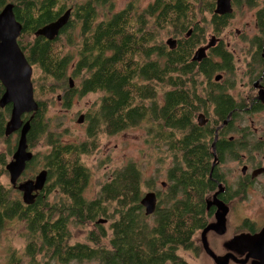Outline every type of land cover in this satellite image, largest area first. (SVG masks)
<instances>
[{
    "label": "trees",
    "instance_id": "trees-1",
    "mask_svg": "<svg viewBox=\"0 0 264 264\" xmlns=\"http://www.w3.org/2000/svg\"><path fill=\"white\" fill-rule=\"evenodd\" d=\"M64 1L10 0L22 25L18 45L28 63L41 71L32 82L38 111L30 121L27 145L33 148L45 138L49 151L42 160L50 183L46 182L31 205H25L11 186L0 183V232L18 220L26 238L23 256L12 255L6 264H22L23 257L27 264H189L178 252L196 249L194 237L204 225L203 197L211 185L215 131L222 137L216 144L219 157L235 160L239 152L248 150L251 138L243 134L242 142H226V135L239 132L232 128L233 121L241 114L264 110V105L253 100L249 103L252 97L238 101L230 92L233 81L221 78V73L230 76L233 72V55L222 41L209 48L202 61H192L208 25L219 37L233 14L215 15L214 0H152L142 9L138 0H130L119 11L113 10L112 0H82L70 8ZM232 2L236 8L259 5L255 13L257 35L251 40L259 53L264 45V2ZM5 4L6 0H0V8ZM204 6L212 16L201 26L195 20ZM67 9L71 10L69 21L54 40L35 36ZM189 30L192 32L187 37ZM163 37L177 41L174 50L166 46ZM63 38L66 45L75 48V54L55 52ZM55 89L64 91L60 96L64 108L75 94H101L97 109L85 116L87 141L63 143L61 135L44 121L49 104L42 98L54 95ZM3 91L0 84V96ZM159 91L161 101L157 100ZM4 109L10 115V108ZM198 113L209 119L207 126L198 125ZM7 120L5 114L0 116V138L9 143L4 138ZM224 122L226 126H222ZM142 125L149 138L146 142L172 160L167 169L169 185L155 212L148 217L143 214L142 187L153 191V185L132 161L113 171L93 199H86L90 173L79 157L97 149L100 133L116 135ZM245 130L248 128H241ZM15 146L11 144L9 153ZM234 149L236 153L229 152ZM33 156L26 169L36 162L37 155ZM160 159L162 164L164 158ZM5 165L0 158V177L7 173ZM53 193L56 198L50 201L48 195ZM100 217L112 220L111 224H98ZM90 225L87 242L68 243L72 226ZM39 256L42 263L37 261Z\"/></svg>",
    "mask_w": 264,
    "mask_h": 264
},
{
    "label": "rangeland",
    "instance_id": "rangeland-1",
    "mask_svg": "<svg viewBox=\"0 0 264 264\" xmlns=\"http://www.w3.org/2000/svg\"><path fill=\"white\" fill-rule=\"evenodd\" d=\"M82 0H65L64 5L67 8H70L75 2H81ZM130 0H112L113 10L119 11L125 8L126 4ZM152 0H138V6L140 9L146 7ZM213 1V0H212ZM211 1V2H212ZM242 0H239L241 3ZM10 0H6V3ZM215 5V0L212 2ZM233 5V17L230 19L229 25L224 29L221 36H216L211 33L209 30V25L207 31L205 32L203 41L199 46H197L193 53L196 52L199 48L207 45L211 42L212 38L215 37V45L211 48H215L220 41L223 42L224 46L229 50L233 55V72L232 75L227 76L225 73H221L223 80L229 78L233 81L234 88L231 90V94L237 97V100L240 97L246 96H256V92L251 88L252 84L249 83V72L250 63L253 59L254 53L257 52V48L251 40L254 36L257 35V28L255 22V13L259 8V5L253 9H250L246 6H240L236 8ZM214 9V8H213ZM104 11V9H103ZM105 12V11H104ZM212 13L206 11L205 6L200 7L198 11V18L195 22L198 21L201 26L209 23ZM170 39L169 37H163L161 40L166 44V41ZM172 39V38H171ZM28 40H30L28 38ZM175 40V39H174ZM63 43L65 45H63ZM167 46V45H166ZM56 53L66 54L70 52L75 54V48L66 45L65 39L60 42L56 47H54ZM208 55V52H206ZM261 53V51L259 52ZM256 58V56L254 57ZM77 60V57L74 61ZM41 75V71L36 66H32V75L31 81L34 82ZM216 75V74H215ZM214 75V76H215ZM68 76H71V69H68ZM202 79V78H201ZM254 81V80H253ZM252 81V82H253ZM34 86V83L32 84ZM75 85V84H74ZM73 85V87H74ZM35 90V86H34ZM63 90L55 89L54 95L48 94L46 98L42 100H48V106L45 113V122H48L53 131L61 135V141L63 143H83L87 141L86 137V128L87 121L84 118L81 124L77 123V119L80 115H85L88 112L94 111L98 107L100 93H89L85 96H78L75 94L71 101L70 105L67 108L63 107L61 103V95H63ZM59 99H58V98ZM162 91H159L157 94V100L161 101ZM37 99L39 100L38 96ZM56 100V101H55ZM5 109H0V116H6V119L9 118V115L5 113ZM248 128L249 130L255 131L251 143L254 141H262V154L264 153V110L258 111L251 115L241 114L237 119L232 123V128L239 130L240 128ZM146 128L144 125L137 128H131L124 132H121L116 135H107L105 133H100L97 137V149L90 154L81 155L79 157L80 163L88 169L90 173L89 183L84 191V197L88 200L93 199L100 187L111 179L113 171L121 168L123 165L132 161L139 165L145 181L153 185V191L147 187H142L143 197L151 192H156V190H163L161 184L167 182L165 178V173L169 167L171 158L169 154H165V158L159 153L156 148L151 147L146 134ZM237 138V134H231ZM4 137V136H3ZM8 138L7 143L3 138H0V158L5 160L7 164L11 161V156L14 150L9 153V148L11 149V144L15 146L17 136L13 134L12 136L4 137ZM31 153L36 156V162L33 167L25 169L23 174L18 179L17 183H24L30 178L33 179L40 170L43 169L42 156L49 151V147L46 144L45 138H41L36 142L33 148H30ZM261 154V155H262ZM164 158L162 164L159 163L158 159ZM260 159V156L257 160ZM232 170L230 174V179L235 178L236 174L239 173L240 166L235 163L228 162L226 168ZM264 180V179H263ZM0 183L4 186H11L9 183L8 173L3 174L0 177ZM50 183V180L47 184ZM252 194V192L250 193ZM249 194V195H250ZM55 195H48L50 201L55 200ZM21 199V195H18ZM142 197V198H143ZM141 198V199H142ZM251 201L260 205L262 203L263 212H256V208L244 207L240 209V216L247 215L257 223L261 224L264 216V194L253 195ZM113 207H109V211L112 212ZM144 214V208L142 209ZM145 215V214H144ZM145 217H148L145 215ZM101 220H106L102 225L108 227L111 224L112 220H109L105 217H100ZM99 220V219H98ZM151 221V219H148ZM100 224V223H99ZM91 225L88 227H76L72 226L70 228V240L68 243L70 245L76 244V242H87V233L89 232ZM92 229V228H91ZM229 231V229H228ZM230 237L228 232L223 239ZM108 242V241H104ZM26 247V238L23 224L14 220L8 223L4 230L0 232V264H6L9 257L16 255L22 257L24 254V249ZM212 251V250H211ZM217 253L221 254V251L216 250ZM178 254L189 264H214L210 259L208 260L204 253H199V251L189 252L184 250H179ZM220 259L219 256H216ZM39 263H42V257L37 258ZM22 264H27L26 259L23 257ZM96 264V263H92Z\"/></svg>",
    "mask_w": 264,
    "mask_h": 264
},
{
    "label": "flooded vegetation",
    "instance_id": "flooded-vegetation-1",
    "mask_svg": "<svg viewBox=\"0 0 264 264\" xmlns=\"http://www.w3.org/2000/svg\"><path fill=\"white\" fill-rule=\"evenodd\" d=\"M262 1L264 2V0ZM232 8H233V5H232ZM1 9L2 8H0V10ZM214 9H215V5H214ZM214 9H213V13H214ZM176 45H177V41H176ZM260 51L261 53H254L253 59L249 65L250 66L249 68L251 70L249 72V83L252 84L251 88L254 89V91L256 92V96L240 97L238 101L243 100V99L248 100L249 98L252 97L249 103H251V100H253V102L256 104L259 103L261 105H264V102H261L258 99L259 90L264 89V45L262 46ZM255 56L256 58H254ZM257 62H259L260 64H257ZM233 69H234V66H233ZM260 73L262 74L261 76H260ZM221 78H223V76ZM7 107L10 108V106H7ZM200 114L204 116V124L203 125L198 124V125L201 127H205L207 126L209 119L203 113H198L196 116L197 123H198V115ZM244 114L251 115L253 113H249V114L244 113ZM230 116H231V113L229 117L227 118L229 119ZM29 117L30 115H24L22 119L26 121ZM84 118H85V115H84ZM226 124L222 126H226ZM222 126H218V127L221 129ZM216 131L214 134V141H213V143H215L214 151L212 150L213 143L211 145V150H212L211 154L213 158L212 164L214 162V154H215V158H216L215 165H214V168L212 169L211 176L209 173V176H210L209 181L211 185L204 191L205 194L203 197L204 198V209H205L204 210L205 220L203 223L204 225L202 226V228H200V230L197 232L196 236L194 237V245L196 249L193 248L192 250H189V252L195 253V251L196 252L199 251V253L200 252L204 253L208 260L210 259L214 264H217L215 259L207 253L204 247V244H203L205 242L208 249L210 251L212 250L211 252L213 253V255L215 257L216 256L220 257V259L216 257L220 261L219 263H222V264H262L261 261H259V259H256L252 256L253 252L247 246L241 245L240 240H243L242 237L250 238L262 232V230L264 229V216L262 219V223L259 224L253 219H251L250 217H248L247 215H244V216L239 215L240 213L239 210L242 209L243 207L244 209L246 207L256 208V212H263L262 203L260 205H257V203L253 204V202L251 201V198L253 195L264 194V180H263L264 179V153L262 154V148H263L262 141L253 140L254 143H251V140H250V145L247 146L248 150H242L241 152H239L238 153L239 155L235 160L220 158L216 152V144L222 139V137L220 134L218 135ZM238 131L239 132L237 133V138H235L234 135L232 136L231 134L226 135L225 136V139H227L226 142L234 141V139L240 142L241 136L243 134L249 135V138L252 139V136L255 132L249 129L245 131H241V128ZM14 134L17 136V140H18L19 132H15ZM215 136L217 137L215 138ZM15 149H16V146H15ZM27 150L30 151L29 146ZM229 152L236 153L237 150L234 149ZM259 156H260V159L257 160ZM30 162H28V164ZM163 162H164V159L162 163ZM228 162H232L240 166L239 173L236 174L235 178L230 179L229 176L230 174H232L231 173L232 170L225 169ZM212 164H211V167H212ZM170 165H172V160H170L169 166ZM165 178L167 182L161 184V187H163L164 189L162 191L156 190V192H153L156 197V208L159 206L158 204L159 200L165 195L167 186L169 185V181L167 179V172L165 173ZM251 192L252 194H250ZM201 205H203V202L201 203ZM218 218L220 219V226L217 228V230L209 229L205 232L204 236H202L203 231L206 228L210 226H217ZM223 228H224V231H223ZM228 232L230 233V237L227 239H223V237H225ZM216 250L221 251V254L217 253ZM226 256H228V258H226Z\"/></svg>",
    "mask_w": 264,
    "mask_h": 264
},
{
    "label": "water",
    "instance_id": "water-1",
    "mask_svg": "<svg viewBox=\"0 0 264 264\" xmlns=\"http://www.w3.org/2000/svg\"><path fill=\"white\" fill-rule=\"evenodd\" d=\"M233 13L232 0H216L214 14L224 16ZM71 10L67 9L55 21H52L35 32L36 37H43L48 41L54 40L62 28L68 23ZM22 32V25L16 20L14 15V5L12 3L5 4L0 10V84L4 91L0 96V109L10 106V115L5 123L4 136L8 137L19 132L16 149L11 156V161L5 165V170L9 176V183L11 187L21 193V200L25 205L34 203L39 192L44 189L47 180V171L41 170L35 175L33 179H29L24 183H17L20 176L26 169V165L33 158V154L28 151L26 136L30 129V121L38 111V103L34 99V90L31 81L32 66L28 63L24 53L18 45V38ZM189 30L186 36H189ZM216 39L212 38L204 47L199 48L194 52L192 61L200 62L206 57V51L215 45ZM166 45L170 50L176 47V40L168 39ZM220 76L216 77L219 80ZM69 87L73 88V80L68 79ZM60 98V97H59ZM58 98V99H59ZM258 99L264 102V89L258 92ZM25 114H31L30 117L23 121L22 117ZM84 116L80 115L77 123L81 124ZM198 124H204V116L198 115ZM223 124H226L224 122ZM217 136H215L216 138ZM215 143L212 145V150H215ZM214 162L211 167L215 165ZM215 198V196H214ZM140 205L144 208V214L150 216L156 209V197L153 193L146 194L141 200ZM106 220H99L98 223L104 224ZM223 225V224H222ZM210 228L203 231L202 236ZM255 238L251 249L258 255H262L264 259V247L261 248L258 241L264 244V229L259 234L253 236ZM213 257V256H212ZM214 258V257H213ZM222 264V263H220Z\"/></svg>",
    "mask_w": 264,
    "mask_h": 264
},
{
    "label": "bare ground",
    "instance_id": "bare-ground-1",
    "mask_svg": "<svg viewBox=\"0 0 264 264\" xmlns=\"http://www.w3.org/2000/svg\"><path fill=\"white\" fill-rule=\"evenodd\" d=\"M25 115H31V114H25ZM34 115V114H33ZM24 121V120H23ZM26 139H27V136H26ZM28 164V163H27ZM47 179H48V174H47ZM47 182V180H46ZM46 185V183H45ZM45 187V186H44ZM153 193V192H151ZM154 194V193H153ZM99 224V223H98ZM220 226V219L218 218V224L217 226H210L209 228L210 229H214V230H217V228ZM223 231H224V228H223ZM243 240H240V243L242 246H247L252 252H253V257L256 258V259H259V261H261L262 264H264V259L262 258V255L260 254V256H258L252 249H251V244H253L252 242H254L255 238L254 237H250V238H245V237H242ZM204 247L207 251V253L211 256L214 257L215 261L217 264H220L219 260L213 255V253L208 249V247L206 246V243L204 242ZM258 244H260L261 248L264 247V244L261 242V241H258ZM264 250V249H263ZM226 258H228V256H226Z\"/></svg>",
    "mask_w": 264,
    "mask_h": 264
}]
</instances>
